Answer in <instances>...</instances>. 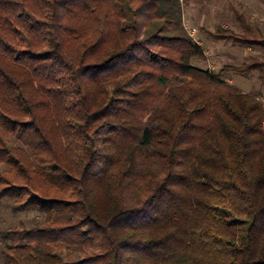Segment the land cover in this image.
<instances>
[{
    "label": "trees",
    "instance_id": "obj_1",
    "mask_svg": "<svg viewBox=\"0 0 264 264\" xmlns=\"http://www.w3.org/2000/svg\"><path fill=\"white\" fill-rule=\"evenodd\" d=\"M123 3L130 10L128 17ZM218 72L179 0H0L2 264H264V35ZM160 35L158 36V34Z\"/></svg>",
    "mask_w": 264,
    "mask_h": 264
},
{
    "label": "rangeland",
    "instance_id": "obj_2",
    "mask_svg": "<svg viewBox=\"0 0 264 264\" xmlns=\"http://www.w3.org/2000/svg\"><path fill=\"white\" fill-rule=\"evenodd\" d=\"M181 4V25L194 41L204 50L206 62L194 63L196 66L218 72L224 65L240 66L251 57H259L261 51L241 49L230 43L212 41L208 34L217 26L239 32L236 15H242L253 28L264 35V0H179ZM123 8L130 17V10L123 3ZM160 33L158 34V36ZM226 81L247 94L260 95L264 105V86L257 76L242 78L231 75ZM15 198L11 192L5 194L0 203V231L11 226L24 224L30 226L40 215L34 212H15ZM2 241L0 236V264H2Z\"/></svg>",
    "mask_w": 264,
    "mask_h": 264
}]
</instances>
